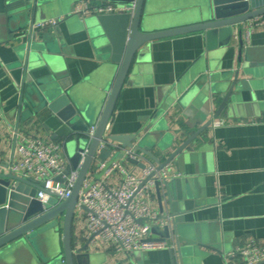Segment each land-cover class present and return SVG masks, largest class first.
<instances>
[{
	"label": "water",
	"instance_id": "obj_1",
	"mask_svg": "<svg viewBox=\"0 0 264 264\" xmlns=\"http://www.w3.org/2000/svg\"><path fill=\"white\" fill-rule=\"evenodd\" d=\"M96 1H134L136 7L127 13L91 15L84 20L97 58L94 71L97 79L91 86L92 98L88 99L83 87L85 80L68 84L61 59L48 53L50 43L56 42L57 33L38 28L48 13L59 8L60 1L6 0L7 22L11 31L20 33L17 37L21 40V60L17 64L20 75L15 77L23 96L21 109H29V118L51 112L60 123L54 138L65 141L74 168L79 166L81 152L87 147L88 152L71 196L63 201L51 195L47 202H42L36 198L44 185L42 182L9 170L0 172V264H16L21 258L25 264H93L88 249L98 234L90 235L85 243L77 246L74 222L80 191L95 164L94 157L98 155L95 169L99 170L94 181H100L116 160H126L142 170L148 165L145 160L128 157L124 152L113 154L110 149L99 152L100 140L110 124L119 95L124 85L130 83L128 78L140 69L144 46L161 38L194 32L203 34L206 45L200 58L204 70L192 77L184 90H173L170 102L156 108L144 133L110 136L116 143L134 148L145 159L149 158L157 165V171L167 167L172 171L173 164L179 166L192 160L197 145L208 136L213 122L223 112L234 115L248 105L243 104L250 91L247 79L239 68L221 70L220 56L233 46V38L237 36L238 62L242 64L246 59L251 63L252 50L245 46L244 27L248 20L264 14V0H182L181 6L169 9H161L159 0ZM170 21L188 23L152 30L159 22ZM243 67L247 68V64ZM193 96L201 106L200 119L186 123L193 132H186L183 126L171 129L169 119L178 118L177 106L184 108ZM94 123H97V130L89 140L87 134ZM105 161L106 166L100 168ZM2 167L8 169L9 164L0 161V169ZM157 171L152 172L141 187ZM182 182L171 179L155 184L159 212L166 224L151 226L150 235L153 240L173 242L169 248L171 264H197V248L207 246L205 233L187 221V215L198 204L191 202L192 194L185 190ZM174 187L179 189L176 194L172 191ZM82 209L89 210L85 205ZM138 221L145 223V219ZM131 264L136 263L132 261ZM257 264H264V261Z\"/></svg>",
	"mask_w": 264,
	"mask_h": 264
},
{
	"label": "crops",
	"instance_id": "obj_2",
	"mask_svg": "<svg viewBox=\"0 0 264 264\" xmlns=\"http://www.w3.org/2000/svg\"><path fill=\"white\" fill-rule=\"evenodd\" d=\"M59 1V8L43 20L63 18L54 29L56 42L50 43L48 53L61 59L68 84L85 80L83 87L89 99L93 92L91 86L97 79L94 78L96 50L84 24L91 15L82 18L73 14L78 0ZM159 2L161 9L183 4L182 0ZM5 14L6 0H0V161L11 164L19 159L17 144L22 136L63 139L54 138L60 123L51 112L29 118V109H21L22 91L15 80L20 75L17 66L21 60V40L17 37L20 33L10 30ZM187 23L159 22L152 30ZM244 39L246 48L252 50L251 63L246 59L242 64L238 62L239 38L235 36L233 46L220 56V69H241L250 85L243 102L248 105L234 115L223 112L217 119L226 123L212 126L208 136L197 145L192 160L171 166L172 173L178 174L173 179L183 181L185 190L192 194L191 202L198 204L187 215V221L205 233L207 246L197 248V264H229L232 253L248 240L264 242V26L256 28L249 36L244 27ZM205 49L201 32L161 38L144 46L140 69L128 78L130 83L124 85L106 133L110 136L144 133L156 108L170 102L173 90H184L191 79L204 70L200 58ZM245 64L247 68L243 67ZM176 110L178 118L169 119L171 129L183 126L186 132H193L186 123L200 119L201 106L196 97L190 98L184 108L178 105ZM65 153L68 156L67 149ZM144 160L147 164L153 163L149 158ZM123 162L130 172L142 174L139 166L126 160ZM4 170L8 171L2 167L0 172ZM121 179L122 175L116 173L108 180V185L118 187ZM172 191L176 194L179 189L174 187ZM144 196L149 205L159 211L156 186H151ZM89 236L87 211L78 209L74 222L77 246L85 243ZM169 243L173 245V242ZM88 252L93 264H131L132 261L136 264H171L169 249L127 254L102 236L91 242ZM16 264H25V261L21 258Z\"/></svg>",
	"mask_w": 264,
	"mask_h": 264
},
{
	"label": "built area",
	"instance_id": "obj_3",
	"mask_svg": "<svg viewBox=\"0 0 264 264\" xmlns=\"http://www.w3.org/2000/svg\"><path fill=\"white\" fill-rule=\"evenodd\" d=\"M136 2L116 3L99 2L91 0H79L75 5L76 15L84 18L89 15L118 14L133 11ZM63 18L49 19L38 24V28L54 30ZM264 26V14L255 16L245 24L247 35ZM225 120H215L213 126L224 125ZM109 127V125H108ZM107 127V129H108ZM97 130V123L90 126L87 137L92 140ZM107 132V131H106ZM17 137L19 131H16ZM64 140L45 139L38 136H22L17 144L19 159L9 164L8 170L14 174L30 177L37 182H42L43 187L38 190L36 198L47 202L53 195L60 201L70 197L77 182L80 166L83 164L88 147L81 152L79 166L74 168L69 156L65 153ZM103 149L112 150L113 154L124 152L128 157L144 161L142 153L131 147H124L104 134L99 143V152ZM95 164L91 167L80 191L76 209L87 211V229L90 235L98 234L105 240L114 242L119 250L132 254L137 251H150L169 249L168 241L151 239L150 227L153 225H165L162 213L154 210L146 201L145 193L157 182L169 181L178 174H173L167 167L157 171L155 163H149L142 170L141 175L130 172L123 160L114 161L105 171L100 181H94V175L99 172L95 169L98 164V155L94 157ZM107 161L101 163L100 168L105 167ZM154 171L157 173L143 186V181ZM122 175L121 184L118 187L108 185L112 175ZM61 178V181L57 179ZM84 211V210H83ZM77 212V211H76ZM138 219H145L142 224ZM264 261V242L250 239L244 245L238 247L230 258L229 264H257Z\"/></svg>",
	"mask_w": 264,
	"mask_h": 264
}]
</instances>
